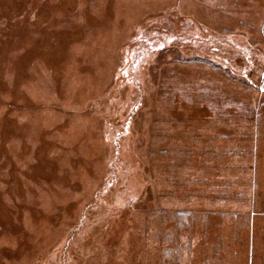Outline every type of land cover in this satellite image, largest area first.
Returning a JSON list of instances; mask_svg holds the SVG:
<instances>
[{
	"label": "rangeland",
	"instance_id": "1",
	"mask_svg": "<svg viewBox=\"0 0 264 264\" xmlns=\"http://www.w3.org/2000/svg\"><path fill=\"white\" fill-rule=\"evenodd\" d=\"M0 264H264V0H0Z\"/></svg>",
	"mask_w": 264,
	"mask_h": 264
}]
</instances>
